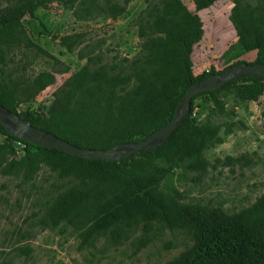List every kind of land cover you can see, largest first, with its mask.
<instances>
[{"label":"trees","instance_id":"obj_1","mask_svg":"<svg viewBox=\"0 0 264 264\" xmlns=\"http://www.w3.org/2000/svg\"><path fill=\"white\" fill-rule=\"evenodd\" d=\"M25 1L23 8H0V65L7 50L28 39L22 22L33 17L45 0ZM130 1L80 0V6L87 18L116 19ZM221 1L200 0V7L208 9ZM144 21L140 30L145 37L143 55L130 75L113 74L114 69L83 68L54 93L46 114L18 113L16 103L22 96L30 99L49 86L54 81L52 73L39 75L24 89L0 82V105L33 127L80 148L109 149L147 138L171 120L193 83L219 72L194 74L192 54L203 40L204 23L180 0L154 4L146 10ZM229 21L236 33L238 55L256 51L255 61L249 64L264 63V0L234 2ZM79 38L81 35L67 38L68 49ZM239 62L243 61L234 64ZM222 91L256 100L264 93V77L239 78L219 90L195 96L188 118L161 146L122 161L88 160L33 146L13 137L1 125L4 138L0 148L11 154L18 149L23 152L19 161L10 162L9 169L20 166L30 175L44 162L59 177L77 181L55 205L49 226L65 223L84 231L87 242L102 233L120 241L140 226L149 230L152 222H159L168 228L181 227L193 239L188 249L165 264H264V194L248 207L228 213L218 207L183 202L177 191L163 188V181L174 170H202L204 152L222 141L219 126L193 117L194 100L201 96H210L223 111L224 103L217 96ZM147 243L144 239L141 246Z\"/></svg>","mask_w":264,"mask_h":264},{"label":"rangeland","instance_id":"obj_2","mask_svg":"<svg viewBox=\"0 0 264 264\" xmlns=\"http://www.w3.org/2000/svg\"><path fill=\"white\" fill-rule=\"evenodd\" d=\"M161 1L131 0L116 19H90L81 12L80 0H45L33 17L23 20L28 39L6 51L0 65V82L11 87L19 84L24 89L44 73H52L54 81L30 99L22 96L16 103L17 112L46 114L54 93L83 68L109 72L114 69L113 74L130 75L134 63L143 55L141 44L145 37L140 30L146 10ZM180 1L188 11L200 16L207 36H211L213 42H208L207 37L203 45L207 51L204 59L214 49L224 47L232 55L221 64H198L202 55L198 47L192 54L195 75L221 72L237 61H255L256 51L238 55L236 33L229 21L233 3L239 0H223L208 9L200 7V0ZM25 3L0 0V8H23ZM224 29L229 41L222 40L220 31ZM75 35L81 38L68 49L67 38ZM224 50L213 58H221ZM217 96L224 103L223 111L210 96H201L194 100L193 117L219 126L222 141L204 152L202 170H174L163 181V188L177 191L183 202L233 213L264 194V93L256 100L239 98L232 91H222ZM22 156L20 149L11 154L0 148V264H165L192 245L187 230L168 228L159 222H152L149 230L140 226L120 241L102 233L88 242L82 236L84 231L65 223L47 225L59 199L77 181L59 177L44 162L30 175L20 166L9 169L10 162ZM144 239L148 243L142 247Z\"/></svg>","mask_w":264,"mask_h":264},{"label":"water","instance_id":"obj_3","mask_svg":"<svg viewBox=\"0 0 264 264\" xmlns=\"http://www.w3.org/2000/svg\"><path fill=\"white\" fill-rule=\"evenodd\" d=\"M243 77H264V63L249 64L239 62L230 65L223 71L210 74L193 83L181 98L171 120L162 128L138 142L120 143L109 149L80 148L70 144L31 123L18 114L0 105V125L13 137L32 144L33 146L52 148L69 155L88 160L122 161L133 154L154 150L161 146L171 134L188 118L191 100L202 93L216 91L225 84Z\"/></svg>","mask_w":264,"mask_h":264},{"label":"crops","instance_id":"obj_4","mask_svg":"<svg viewBox=\"0 0 264 264\" xmlns=\"http://www.w3.org/2000/svg\"><path fill=\"white\" fill-rule=\"evenodd\" d=\"M216 22L218 23L217 24V27L221 26V24H219V18L218 17H216ZM220 32H221V34L223 36V39H222L223 41H225V40L226 41H229L230 40V36H229V34L225 33V29L222 30V31H220ZM207 37H210V38H208V40H207ZM210 39H211V36H207V34L205 32L204 33L203 40L200 43L196 44L195 47H194V51L193 52L197 51V48L198 47H201L200 50H202V55L198 59L199 61H201V63H198V64H202V63L204 64V62H205V64H211V63L221 64L222 62H224V58L230 59L232 57L231 52L228 51L226 53L227 50H224L225 49V47H224V48L219 49V50H215L214 49V51L211 52L210 56L207 57V59H204L203 53H207V51H206V49L203 48V45L206 44V41L205 40H207L208 42L209 41L213 42L212 39L211 40ZM234 39H235V42H236V37ZM223 50H224L225 54L222 55L221 58H218L217 60L213 58L215 56H217V57L220 56V54L222 53Z\"/></svg>","mask_w":264,"mask_h":264},{"label":"built area","instance_id":"obj_5","mask_svg":"<svg viewBox=\"0 0 264 264\" xmlns=\"http://www.w3.org/2000/svg\"><path fill=\"white\" fill-rule=\"evenodd\" d=\"M51 94H52V92H51ZM4 138V135L1 133V131H0V141L2 140Z\"/></svg>","mask_w":264,"mask_h":264}]
</instances>
